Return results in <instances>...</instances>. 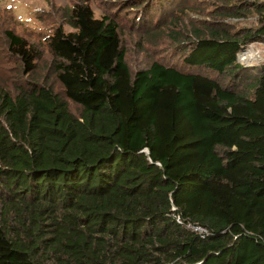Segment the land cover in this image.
Here are the masks:
<instances>
[{
	"label": "trees",
	"instance_id": "16d2710c",
	"mask_svg": "<svg viewBox=\"0 0 264 264\" xmlns=\"http://www.w3.org/2000/svg\"><path fill=\"white\" fill-rule=\"evenodd\" d=\"M191 1L128 8L143 6L135 27L157 5L177 24ZM59 9L37 43L3 31L20 72L0 79V264H264V62L237 59L264 41V0L167 24L186 70L132 67L112 15L88 0Z\"/></svg>",
	"mask_w": 264,
	"mask_h": 264
},
{
	"label": "rangeland",
	"instance_id": "374dc122",
	"mask_svg": "<svg viewBox=\"0 0 264 264\" xmlns=\"http://www.w3.org/2000/svg\"><path fill=\"white\" fill-rule=\"evenodd\" d=\"M75 0H0V79L9 81L8 84L13 86L14 80L18 78L19 68L16 69L17 63H14V58L6 55L5 40L3 31L12 29L15 32L23 34L31 42H38L39 37H43L51 29V26H56L59 22H63L64 13L59 8H67ZM217 0H192L189 3L182 4L184 8L186 4L192 7L186 13L177 15L181 22L177 24L168 23V18L165 19L163 11L165 8L158 10V6L150 8L148 19L151 20L149 25L145 23L140 27H135L132 17L139 16L140 9L132 10L128 8L131 3L129 0H88L96 16L102 14H110L120 26V36L122 44L127 48V59L132 67H138L142 64H147L151 59H157L161 63L175 66L179 69L186 70L187 67L182 65V55L174 47V43L166 34L167 24L172 25L171 29L179 30L180 27H188L192 23L198 24L200 21L208 20L205 16L212 12ZM134 9V8H133ZM203 12L197 13L199 10ZM179 12L182 9H178ZM144 13L141 14V19ZM254 16L247 17H228L225 22L236 24L237 27H249L254 21ZM66 30L71 28L64 25ZM147 29L149 30L148 33ZM136 42H141V46H136ZM44 56L38 61L37 73L45 72V63L47 62L48 49L40 45ZM6 51V53H5ZM244 52V54H242ZM238 61L244 67L253 68L264 62V41H255L241 49L237 53ZM201 73H209L207 70L196 69ZM223 83L228 81V77H223ZM237 82L240 78L235 79ZM233 80L229 81L232 84ZM72 111L77 114L78 106L70 103Z\"/></svg>",
	"mask_w": 264,
	"mask_h": 264
},
{
	"label": "built area",
	"instance_id": "2783aa9c",
	"mask_svg": "<svg viewBox=\"0 0 264 264\" xmlns=\"http://www.w3.org/2000/svg\"><path fill=\"white\" fill-rule=\"evenodd\" d=\"M187 226L192 229L193 231L199 233V234H203V233H206L207 232V229L203 226H200L198 224H191V223H188Z\"/></svg>",
	"mask_w": 264,
	"mask_h": 264
},
{
	"label": "bare ground",
	"instance_id": "6f19581e",
	"mask_svg": "<svg viewBox=\"0 0 264 264\" xmlns=\"http://www.w3.org/2000/svg\"><path fill=\"white\" fill-rule=\"evenodd\" d=\"M242 54H244V52Z\"/></svg>",
	"mask_w": 264,
	"mask_h": 264
}]
</instances>
